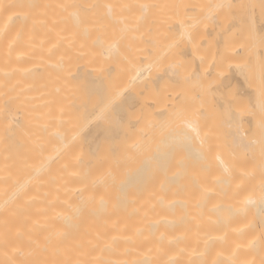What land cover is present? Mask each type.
Instances as JSON below:
<instances>
[{
  "label": "bare ground",
  "instance_id": "bare-ground-1",
  "mask_svg": "<svg viewBox=\"0 0 264 264\" xmlns=\"http://www.w3.org/2000/svg\"><path fill=\"white\" fill-rule=\"evenodd\" d=\"M264 0H0V264H264Z\"/></svg>",
  "mask_w": 264,
  "mask_h": 264
},
{
  "label": "rangeland",
  "instance_id": "rangeland-1",
  "mask_svg": "<svg viewBox=\"0 0 264 264\" xmlns=\"http://www.w3.org/2000/svg\"><path fill=\"white\" fill-rule=\"evenodd\" d=\"M262 9H263V12H264V1H262Z\"/></svg>",
  "mask_w": 264,
  "mask_h": 264
}]
</instances>
